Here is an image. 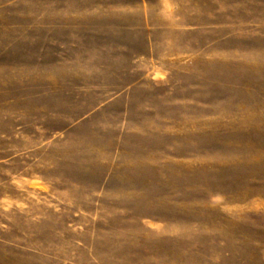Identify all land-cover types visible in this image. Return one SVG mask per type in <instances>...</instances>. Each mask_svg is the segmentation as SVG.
<instances>
[{
    "label": "rangeland",
    "instance_id": "1",
    "mask_svg": "<svg viewBox=\"0 0 264 264\" xmlns=\"http://www.w3.org/2000/svg\"><path fill=\"white\" fill-rule=\"evenodd\" d=\"M0 264H264V0H0Z\"/></svg>",
    "mask_w": 264,
    "mask_h": 264
}]
</instances>
